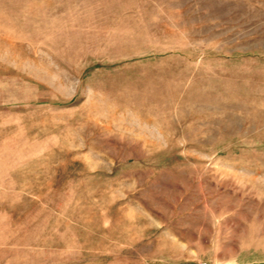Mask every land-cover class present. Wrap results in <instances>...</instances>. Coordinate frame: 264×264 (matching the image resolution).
Masks as SVG:
<instances>
[{
  "label": "rangeland",
  "instance_id": "1",
  "mask_svg": "<svg viewBox=\"0 0 264 264\" xmlns=\"http://www.w3.org/2000/svg\"><path fill=\"white\" fill-rule=\"evenodd\" d=\"M0 264H264V0H0Z\"/></svg>",
  "mask_w": 264,
  "mask_h": 264
}]
</instances>
